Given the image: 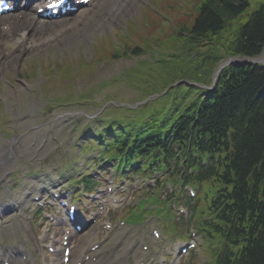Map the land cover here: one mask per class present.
<instances>
[{
  "label": "trees",
  "instance_id": "1",
  "mask_svg": "<svg viewBox=\"0 0 264 264\" xmlns=\"http://www.w3.org/2000/svg\"><path fill=\"white\" fill-rule=\"evenodd\" d=\"M251 1L204 0L172 49L187 59L178 70L194 73L198 63L189 64V55L195 50H200L196 60L209 65L222 59L220 52L259 55L264 49V1L246 16ZM203 100L199 112H193L198 144L206 143L203 151L222 154V171L216 174L222 191L213 211L226 242L219 264H264V67L227 68Z\"/></svg>",
  "mask_w": 264,
  "mask_h": 264
},
{
  "label": "rangeland",
  "instance_id": "2",
  "mask_svg": "<svg viewBox=\"0 0 264 264\" xmlns=\"http://www.w3.org/2000/svg\"><path fill=\"white\" fill-rule=\"evenodd\" d=\"M116 1L108 0L106 6H98L86 20H80L82 24L78 26L79 31L86 25H89L90 29L93 30L91 27L96 28L95 24H97L98 31L95 34L85 36L81 40L62 46L58 50L51 49L25 55L16 65L8 64L0 68V146H7L9 142L17 139L16 145L13 147L15 156L5 169L4 180H10L15 186L25 184L33 186V182L39 178L44 184L54 185L64 180L68 175L67 171L61 170V168L69 166L71 170L78 171L76 167L73 168L71 157L73 149L76 150L81 142L78 143L79 135L84 137L86 134L88 118L96 117L102 111L103 105L109 99V92L125 95L135 94L134 89L124 83L114 87L105 86L103 90L98 89L97 84H95L97 82L104 84L105 81H110L112 78L138 67L140 64L134 57L105 61L96 68L92 67L90 72L84 73L80 78L66 74L68 76L66 81L58 82V79L63 77L59 73L58 75L45 74L49 61L78 60L80 56L91 59L93 50L103 52L109 47L110 41L106 35L112 33L119 36L127 23L125 20H121L118 24L109 23L106 19L108 13L116 8L113 7ZM147 1L141 0V5L145 6ZM162 1L169 8L178 11L185 5L189 7L195 5L196 7L200 0ZM263 1L252 0L249 12ZM150 5L152 10L158 13L153 2L150 1ZM143 12L146 13L145 10ZM139 13L140 8L136 7L135 15L127 16V20L134 18ZM165 18L169 20V16ZM184 21H180L178 28L182 27ZM75 32L77 31L71 30L61 34V36L69 39L75 35ZM101 37L105 44L96 47V40L101 39ZM163 40L166 41L167 39ZM160 48L165 49L164 46ZM262 56L264 57V53ZM194 60L195 58L192 59V62ZM185 63H187V59L178 60L176 63L168 65L161 61L155 63L153 60H149L142 67L153 70L169 69L170 73L167 75L153 73L148 77L156 87L170 85L175 78H183L191 83L202 82L196 73L192 74L187 70H181L180 73L176 72V67L185 65ZM37 65L42 66L43 73L40 69L37 77L31 78V71ZM143 78V75H138L136 78L140 87ZM93 90L96 91L94 92L95 95L92 94ZM73 95L76 100L72 98ZM118 97L119 99L129 98L123 95H118ZM75 146L76 148H74ZM84 155L83 157H85ZM81 163L84 162L82 160L77 161L75 166ZM12 172L15 173L13 177L9 176ZM29 172H31L30 175ZM8 188L9 185H5L4 182L1 183L0 193ZM7 225L9 232H3L0 229V236L5 242L12 244L18 242L23 232L19 234L16 225L30 233V229L25 226L21 219L12 220L8 218ZM161 229L165 228L161 227ZM34 246L36 248V244Z\"/></svg>",
  "mask_w": 264,
  "mask_h": 264
},
{
  "label": "bare ground",
  "instance_id": "3",
  "mask_svg": "<svg viewBox=\"0 0 264 264\" xmlns=\"http://www.w3.org/2000/svg\"><path fill=\"white\" fill-rule=\"evenodd\" d=\"M26 1H28L26 9L21 10L19 13L22 14V18L11 17L3 21L0 20V67L8 64L16 65L25 55L28 54L31 55L35 52L48 49H60L62 46H67L70 43L72 44L73 42L81 40L85 36L95 34L98 31L97 24H95L96 28L91 27L93 30L90 29L89 25H86L85 28L79 31L78 26L81 25L82 21H74V24L70 26V30L75 29L77 32H75V35L69 39L59 37L58 35H55L54 37H44L43 34L31 31L29 28L26 29L24 26H21L20 28L18 25L23 22L21 20H25L36 28L56 32L55 29L61 27L63 23L58 21H46L39 18L35 12L33 13L32 0ZM12 2L16 5L17 9L20 7L21 1L12 0ZM107 2L108 0H101L98 6H106ZM141 3V0H117L113 6L116 8L108 13L106 19H108L109 23L118 24L121 20H125L127 16L134 14L135 8L141 7ZM91 14L92 13L89 15ZM86 15L87 14L84 13V20H86ZM63 28L65 30L66 26ZM5 51H14V53L13 55L10 53L5 55ZM16 140L17 139H14L9 142L7 146H0V177L4 175L6 167H8L13 161L12 158L15 156L13 147L16 145ZM58 256L59 255H57L56 259L60 262ZM14 263L20 264L16 260H13V264Z\"/></svg>",
  "mask_w": 264,
  "mask_h": 264
}]
</instances>
